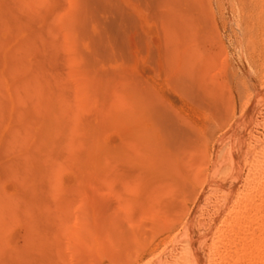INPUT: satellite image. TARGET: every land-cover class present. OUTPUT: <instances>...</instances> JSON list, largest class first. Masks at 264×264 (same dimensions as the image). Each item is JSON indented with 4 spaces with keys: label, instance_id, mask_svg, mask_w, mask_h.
Returning a JSON list of instances; mask_svg holds the SVG:
<instances>
[{
    "label": "rangeland",
    "instance_id": "rangeland-1",
    "mask_svg": "<svg viewBox=\"0 0 264 264\" xmlns=\"http://www.w3.org/2000/svg\"><path fill=\"white\" fill-rule=\"evenodd\" d=\"M262 124L264 0H0V264H247Z\"/></svg>",
    "mask_w": 264,
    "mask_h": 264
},
{
    "label": "bare ground",
    "instance_id": "bare-ground-1",
    "mask_svg": "<svg viewBox=\"0 0 264 264\" xmlns=\"http://www.w3.org/2000/svg\"><path fill=\"white\" fill-rule=\"evenodd\" d=\"M45 114H48V113H45ZM45 114H42L41 116H44ZM41 116H40V118H41ZM44 117L41 118L40 124L37 123V125L40 126V129L38 128V130H40V132L39 131L38 132H39V136L40 135H43V136L46 135L44 137H45L46 140H48L47 139V134L50 135V133H51V136L53 135L52 128L54 126H53V124H52L51 121H53L54 119L52 118L51 114L48 117H47V115H45ZM50 117L53 120H51ZM37 118H39V117H37ZM35 120H36V118H35ZM55 122H54V124L57 125ZM55 129H56V126H55ZM260 129L264 133V124H262L260 126ZM49 135H48V137H49ZM49 139H50V137H49ZM46 140L44 142H47ZM48 141H50V140H48ZM262 141H263L262 139H252L250 142H252V145H256L257 146ZM244 145H246V141L245 140L234 139V140L231 141V143H229V144H227L225 146L220 145V148L216 150V152H217L216 153L217 154L216 174L217 175H221V177H223L224 180H223V182L219 186L218 185L217 186H211V188H208V189H210V191H208L209 192L208 193L209 196L207 195L206 198H205L206 201H207V202L206 201L205 202L208 203V207H206L205 210L200 209L198 211V213H197V216H200V219H201L200 222H199L200 224H206V223L209 222V216H210V214H211V212H212V210L214 208V205H215V202H216V196L220 197V196L224 195L227 192V190H228L227 189V186H228L227 179H228V176L231 174L230 171H229L230 169L228 167V164L230 162H233V161H238L240 155H241L240 157H244L245 156L244 154H246V151L243 152ZM248 151H249V149H248ZM87 160H88V162H87L88 165H86V166L88 167L89 166V163L91 165L92 164H96V162H98V157L96 155H92L91 154V155L88 156ZM30 176H32V175H30ZM234 176H236L237 178H239V174H237V172L234 173ZM29 179H28V182H29ZM31 180H33V179L31 178ZM206 203H204V204L206 205ZM198 219H199V217H198ZM199 229H200V227H199ZM191 233H190V235H191ZM188 234H189V232H188ZM192 237H193V235L187 237L188 238L187 240H189V241H187V244L189 242H191ZM181 246H183V248L185 249L184 246H186V245H183V244H181V245L180 244H174L172 246V248L169 249L172 252V255H175L176 258L179 257V256H177V253L181 250ZM187 247L188 246H186V249H187ZM191 247H192V244H191ZM251 248H252V250L255 251V255H253V257L250 258L247 261V264H264V231H261L260 235L255 240L252 241ZM188 252L191 255L192 249H191V251H186V252L185 251L182 252V250H181L178 254H181V253L185 254V253H188ZM169 257H171V256L169 255ZM167 258H166L165 262L162 263V264H180V263L185 264L184 261H182V262L180 261V257L177 258V259L174 258L175 260L174 259H171L172 257L170 259L169 258L167 259ZM178 259H179V263H178ZM181 260H184V259H181Z\"/></svg>",
    "mask_w": 264,
    "mask_h": 264
}]
</instances>
